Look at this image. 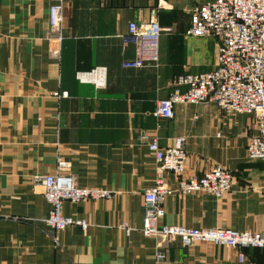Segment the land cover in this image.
I'll list each match as a JSON object with an SVG mask.
<instances>
[{"label": "crops", "instance_id": "0c3cea01", "mask_svg": "<svg viewBox=\"0 0 264 264\" xmlns=\"http://www.w3.org/2000/svg\"><path fill=\"white\" fill-rule=\"evenodd\" d=\"M204 1L63 0L56 33L47 21L53 0H0V264H264V248L185 247L140 231L141 193L155 177L146 141L165 146L176 136L185 138L183 177L220 166L232 185L220 197L173 192L154 224L264 230V159L246 155L253 115H226L214 102L175 103L170 118L154 114L176 74L215 67L218 39L184 34L190 10ZM150 9L170 28L159 35L158 61L123 67L135 45L120 36ZM97 67L104 68L100 86L76 76ZM57 157L69 163L65 172L77 186L111 193L62 202V214L86 221L83 231L54 232L42 220L50 206L36 179L53 173ZM163 183L177 186L170 172Z\"/></svg>", "mask_w": 264, "mask_h": 264}, {"label": "built area", "instance_id": "2783aa9c", "mask_svg": "<svg viewBox=\"0 0 264 264\" xmlns=\"http://www.w3.org/2000/svg\"><path fill=\"white\" fill-rule=\"evenodd\" d=\"M62 8L63 0H53L47 9L48 25L56 33L61 24ZM164 30L169 31L170 28L159 26L153 9L149 10L146 21H129L120 38L124 43L135 45V57L122 61L121 65L130 68L155 65L159 35ZM184 34L195 37L212 35L218 39L215 67L204 72L176 74L168 95L157 101L154 114L170 118L173 104L202 102H214L226 115L252 114L256 132L247 140L246 155L250 159H264V0H206L190 10ZM76 76L100 86L104 81V68L77 72ZM141 138L146 139V136L141 135ZM184 141V136L173 137L165 146L159 145L156 137H149L146 141L153 157L155 177L153 184L141 193V233L159 241L178 238L185 247L195 242H210L232 248H264V230L254 232L154 224L163 215L164 199L173 192L182 195L204 191L220 197L231 188L232 175L220 166L205 170L197 177H183ZM68 166L67 161L57 157L53 173L36 179L43 199L50 206L42 220L54 232L67 226H78L83 231L87 226L84 219L62 214L63 201L76 203L107 198L111 194L105 189L77 186L65 172ZM164 172H170L176 178L175 189L163 183ZM121 228L128 233L129 228L124 224ZM162 258L163 251L156 248L154 259L159 261ZM238 260H243L242 253L238 254Z\"/></svg>", "mask_w": 264, "mask_h": 264}]
</instances>
